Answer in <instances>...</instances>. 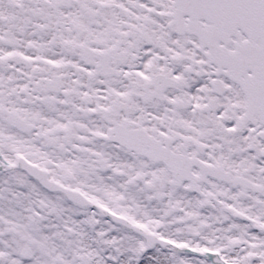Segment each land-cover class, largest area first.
<instances>
[{
  "label": "snow or ice",
  "instance_id": "obj_1",
  "mask_svg": "<svg viewBox=\"0 0 264 264\" xmlns=\"http://www.w3.org/2000/svg\"><path fill=\"white\" fill-rule=\"evenodd\" d=\"M0 264H264V0H0Z\"/></svg>",
  "mask_w": 264,
  "mask_h": 264
}]
</instances>
